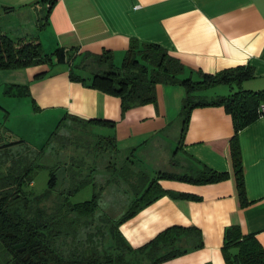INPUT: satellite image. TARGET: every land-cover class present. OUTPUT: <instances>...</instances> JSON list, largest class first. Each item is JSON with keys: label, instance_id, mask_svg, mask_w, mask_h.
Returning <instances> with one entry per match:
<instances>
[{"label": "crops", "instance_id": "1", "mask_svg": "<svg viewBox=\"0 0 264 264\" xmlns=\"http://www.w3.org/2000/svg\"><path fill=\"white\" fill-rule=\"evenodd\" d=\"M0 30L11 38L36 40L47 54L76 50L73 63L85 53L109 50L118 66L131 45L154 43L179 59L185 77L199 79V73L249 65L253 77L242 81L240 89L264 90V0H0ZM68 68L61 63L0 70V78L5 84L26 85L24 96L59 120L69 114L114 121L113 127H92L114 138L112 157L118 164L130 158L137 169L151 173L183 174L205 167L229 174L205 184L160 180L163 189L196 198L162 195L123 222L119 231L132 248L170 226L196 227L200 248L156 264H226L223 234L230 225L254 234L264 248V115L238 132L247 200L241 205L230 158L234 128L223 106L193 108L180 138L183 86L157 84L154 102L122 113L118 97L70 80ZM39 73L45 75L37 78ZM97 172L105 181L111 175L104 166ZM111 185L109 193L115 191ZM124 193L130 203L132 197Z\"/></svg>", "mask_w": 264, "mask_h": 264}, {"label": "trees", "instance_id": "2", "mask_svg": "<svg viewBox=\"0 0 264 264\" xmlns=\"http://www.w3.org/2000/svg\"><path fill=\"white\" fill-rule=\"evenodd\" d=\"M76 55V50L68 52L57 49L47 54L42 51L36 40L26 37L11 38L0 30V70L41 64L50 67L65 63L69 65L70 80L118 97L122 113L133 106L154 102L157 84L183 86L185 96L180 110V138L185 133L193 108L223 106L230 114L234 128L230 139V158L238 197L241 205L247 203L237 136L242 128L260 116L259 109L264 104V90H244L239 87L242 81L253 77L251 66L225 68L214 74L199 73V79H192L183 76L186 68L179 59L154 43L131 45L118 66L114 64L112 52L109 50H103L100 54L85 53L78 63H73ZM86 69L89 70L87 73L91 75L90 78L81 73ZM42 75L45 73H39L36 77L40 78ZM216 84H227L230 92L211 99H205L199 94ZM13 86H21L24 89L22 94H28L26 85ZM234 86L235 88H232ZM64 118L85 125L113 127L115 124L114 121L102 119L80 120L69 114H65L60 121ZM105 139L108 147L104 150L115 151L114 138ZM21 142L23 141L1 142L0 153L4 154V150L8 151L9 146ZM7 156L8 165H5L6 158L2 159L0 156V264H156L177 257L202 246V235L198 228L170 226L142 246L132 248L120 233L119 226L162 195L172 198H196L186 193L163 189L159 184L162 179L205 184L218 182L229 176L227 172L205 167L191 174L165 171L151 173L144 167L137 169L135 161L127 158L116 174L124 181V192L132 199L128 208L116 220L110 221L106 235L110 237L109 245L104 244V247L97 248L87 243V239L92 240L88 235L84 242L74 239L77 230L72 226L76 225L79 219L77 214L92 217L98 207L95 194L89 200L68 203L69 196L79 186H76L79 173H71L66 169L61 181H67V186L56 190L58 179L53 168L47 188L44 192L36 194L31 190L32 173L40 167L35 158L26 159L19 154ZM109 162L111 161L108 160L105 165ZM94 168H87V174ZM111 173L113 175L112 170ZM95 233L101 234L98 230ZM99 237L103 238V235ZM17 244H22L23 249L14 248ZM25 254H29V258L23 260ZM222 254L226 264H264L263 246L254 234H243L237 225L225 228Z\"/></svg>", "mask_w": 264, "mask_h": 264}, {"label": "rangeland", "instance_id": "3", "mask_svg": "<svg viewBox=\"0 0 264 264\" xmlns=\"http://www.w3.org/2000/svg\"><path fill=\"white\" fill-rule=\"evenodd\" d=\"M88 71L86 69L81 73ZM229 91L228 85L216 84L199 94L205 99H211L216 93L226 94ZM22 93L24 89L21 86L5 84L0 78V143L23 141L9 146L8 151L4 150V154L0 153L2 159L6 158L5 165L9 164L7 154H19L26 159L35 158L40 167L32 173L31 190L36 194L44 192L47 188V181L53 168L58 179L56 190L67 186V181H61L67 170L71 173L74 171L79 173L76 177V186H79L69 196L68 203L83 202L91 199L95 194L98 207L92 217L77 214L79 219L76 225L72 226L77 230L74 239L84 242L88 235L92 240L87 239V243L97 248L104 247V244L109 245L110 237L106 236L109 223L116 220L128 208L129 203L126 202L124 195L121 196L125 183L116 174L121 164L117 163V158L112 157V149L104 150L108 147L107 139H105L108 136L100 132L98 127H92L89 124H79L69 118L60 121L59 116L53 115V111L43 110ZM108 160L112 163L105 165ZM101 164L113 171V175L111 173L107 181L114 185L115 191L112 190L109 193L110 184L108 185L103 175L97 172L101 171ZM91 167L95 168L87 174V168ZM182 173L194 172L186 170ZM85 221L87 222L84 223ZM96 230L101 232L103 238L99 237L100 233H95Z\"/></svg>", "mask_w": 264, "mask_h": 264}, {"label": "water", "instance_id": "4", "mask_svg": "<svg viewBox=\"0 0 264 264\" xmlns=\"http://www.w3.org/2000/svg\"><path fill=\"white\" fill-rule=\"evenodd\" d=\"M8 236H11V234H7ZM14 248H18L19 250H22V244H17L14 246ZM28 257V254H26V256L23 257V260H25Z\"/></svg>", "mask_w": 264, "mask_h": 264}, {"label": "built area", "instance_id": "5", "mask_svg": "<svg viewBox=\"0 0 264 264\" xmlns=\"http://www.w3.org/2000/svg\"><path fill=\"white\" fill-rule=\"evenodd\" d=\"M259 112L261 116L264 115V104L260 106Z\"/></svg>", "mask_w": 264, "mask_h": 264}, {"label": "flooded vegetation", "instance_id": "6", "mask_svg": "<svg viewBox=\"0 0 264 264\" xmlns=\"http://www.w3.org/2000/svg\"><path fill=\"white\" fill-rule=\"evenodd\" d=\"M24 256H26V254H25ZM28 258H29V254H28V257H27L26 259H28ZM26 259H25V260H26Z\"/></svg>", "mask_w": 264, "mask_h": 264}]
</instances>
